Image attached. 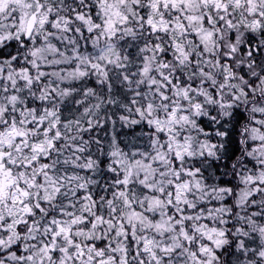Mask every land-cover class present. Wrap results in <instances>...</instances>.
<instances>
[{"label": "snow or ice", "instance_id": "obj_1", "mask_svg": "<svg viewBox=\"0 0 264 264\" xmlns=\"http://www.w3.org/2000/svg\"><path fill=\"white\" fill-rule=\"evenodd\" d=\"M0 264H264V0H0Z\"/></svg>", "mask_w": 264, "mask_h": 264}]
</instances>
